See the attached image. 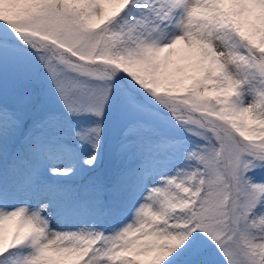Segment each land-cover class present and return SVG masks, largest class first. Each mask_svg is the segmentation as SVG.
Segmentation results:
<instances>
[{"label": "snow or ice", "instance_id": "1", "mask_svg": "<svg viewBox=\"0 0 264 264\" xmlns=\"http://www.w3.org/2000/svg\"><path fill=\"white\" fill-rule=\"evenodd\" d=\"M0 264H264V0H0Z\"/></svg>", "mask_w": 264, "mask_h": 264}]
</instances>
